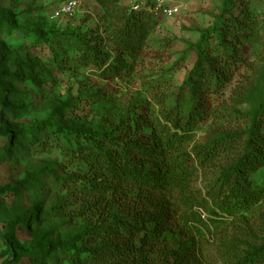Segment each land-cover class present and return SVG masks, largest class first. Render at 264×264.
Masks as SVG:
<instances>
[{
  "label": "trees",
  "instance_id": "obj_1",
  "mask_svg": "<svg viewBox=\"0 0 264 264\" xmlns=\"http://www.w3.org/2000/svg\"><path fill=\"white\" fill-rule=\"evenodd\" d=\"M94 1L107 37L92 30L52 28L61 63L68 61L66 52H74L77 65L91 67L101 78L127 76L157 27L153 0L137 10L128 0ZM231 6L232 0H223L217 19L229 12L226 25L216 20L213 33L207 37L204 30L194 44L196 60L172 107L160 101L161 109L154 111L139 103L125 120L105 130L41 123L15 140L5 132L14 146L29 133L35 144L39 132L49 128L42 147L56 148L76 168L56 182L105 216L100 225L85 226L73 237L78 245H34L25 251L30 259L43 264H201L206 257L219 264H264V179L259 183L254 178L264 175V91L251 110L237 113L244 128L202 143L193 140L195 131L218 115L210 96L232 80L236 69L249 65L242 49L253 30L245 13L233 16ZM3 23L14 26L10 19H0V29ZM34 33L49 42L48 34ZM48 47L57 57L59 51L51 43ZM4 88L0 93L8 103L13 91L3 93ZM38 217L32 209L14 222L23 228Z\"/></svg>",
  "mask_w": 264,
  "mask_h": 264
},
{
  "label": "rangeland",
  "instance_id": "obj_2",
  "mask_svg": "<svg viewBox=\"0 0 264 264\" xmlns=\"http://www.w3.org/2000/svg\"><path fill=\"white\" fill-rule=\"evenodd\" d=\"M65 1L0 0V19H10L14 24L7 27L3 23L0 29V88L5 86L2 92L13 91L8 103L0 93V264H43L30 259L26 249L57 241L78 245L73 237L85 226L105 221L97 208L86 207L81 198L56 182V177H69L76 168L56 148L42 147L49 128L39 132L35 144L28 140L29 133L18 138L14 146L5 132L12 133L15 140L19 133L41 123L105 130L122 117L125 120L139 103L148 104L154 111L161 109L160 101L172 107L179 85L196 60L194 44L202 40L204 30L208 31L206 36L213 33L216 20L225 26L229 17L228 12L217 19L222 15L223 0H165L174 12L169 17H157V27L132 72L104 79L91 67L77 65L74 52H66L68 61L61 63L63 53L51 40L52 28L92 30L107 37L106 23L94 0H80L72 15L54 18V10ZM232 2L231 14L239 17L244 12L253 30L242 49L249 65L236 69L232 80L210 96L218 115L195 131L196 143L244 128L237 113L251 110L264 91V0ZM34 32L48 34L49 42L36 39ZM50 43L59 51L57 57L49 49ZM106 47L113 51L108 40ZM254 178L261 183L264 175L260 172ZM32 209L40 213L37 223L16 226L14 221ZM61 254L63 251L58 256ZM201 264L219 263L201 257Z\"/></svg>",
  "mask_w": 264,
  "mask_h": 264
},
{
  "label": "built area",
  "instance_id": "obj_3",
  "mask_svg": "<svg viewBox=\"0 0 264 264\" xmlns=\"http://www.w3.org/2000/svg\"><path fill=\"white\" fill-rule=\"evenodd\" d=\"M80 0H66L60 4L53 12L54 18L66 17L73 14L79 5ZM149 0H128L132 9L137 10L144 7ZM152 12L155 17L172 16L174 9L165 3V0H153Z\"/></svg>",
  "mask_w": 264,
  "mask_h": 264
}]
</instances>
